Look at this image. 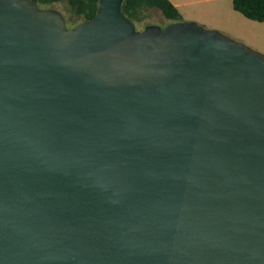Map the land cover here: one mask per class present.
Segmentation results:
<instances>
[{"label":"water","instance_id":"obj_1","mask_svg":"<svg viewBox=\"0 0 264 264\" xmlns=\"http://www.w3.org/2000/svg\"><path fill=\"white\" fill-rule=\"evenodd\" d=\"M122 4L0 0V264H264V54Z\"/></svg>","mask_w":264,"mask_h":264},{"label":"crops","instance_id":"obj_2","mask_svg":"<svg viewBox=\"0 0 264 264\" xmlns=\"http://www.w3.org/2000/svg\"><path fill=\"white\" fill-rule=\"evenodd\" d=\"M170 1L178 8L184 20L209 23L213 29L264 54V22L252 20L235 10L233 0Z\"/></svg>","mask_w":264,"mask_h":264},{"label":"trees","instance_id":"obj_3","mask_svg":"<svg viewBox=\"0 0 264 264\" xmlns=\"http://www.w3.org/2000/svg\"><path fill=\"white\" fill-rule=\"evenodd\" d=\"M33 1L42 8L48 4L65 2L67 10L72 13L73 17L71 19H77L78 24L84 21H91L96 16L99 5V0ZM233 7L252 20L264 22V0H233ZM150 9L160 10L170 22L184 20L178 8L170 0H123L122 11L136 25L146 19L148 16L147 12Z\"/></svg>","mask_w":264,"mask_h":264},{"label":"rangeland","instance_id":"obj_4","mask_svg":"<svg viewBox=\"0 0 264 264\" xmlns=\"http://www.w3.org/2000/svg\"><path fill=\"white\" fill-rule=\"evenodd\" d=\"M43 8L54 9V10L60 11L65 16L66 21H67V25L69 28L74 27L75 25H77L79 23L77 21V19H75V18L71 19L73 17L72 13L67 10V5L65 2L48 4V5L43 6ZM147 13H148V16L146 17V19L142 23H139L136 25L138 30L144 29L145 26H147V25L154 24V25L165 26L170 22L168 19H166L163 16L162 12L158 9H150V10H148ZM195 22L198 23L197 21H195ZM198 24L200 26H202L203 28H205L206 30H214L209 23H198ZM220 33L225 35V33L221 32V31H220ZM225 36L228 38H231L228 35H225ZM231 39H233V38H231ZM233 40L239 41L237 39H233ZM239 42H242V41H239ZM242 43L244 44V42H242Z\"/></svg>","mask_w":264,"mask_h":264},{"label":"flooded vegetation","instance_id":"obj_5","mask_svg":"<svg viewBox=\"0 0 264 264\" xmlns=\"http://www.w3.org/2000/svg\"><path fill=\"white\" fill-rule=\"evenodd\" d=\"M169 23H171V22H169ZM169 23H168V24H169ZM165 26H166V25H165ZM165 26H162V27L164 28ZM145 27H146V26H145ZM142 30H143V29H142Z\"/></svg>","mask_w":264,"mask_h":264}]
</instances>
